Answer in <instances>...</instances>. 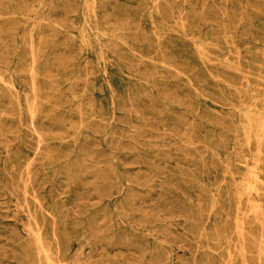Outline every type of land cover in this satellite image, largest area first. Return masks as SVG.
I'll use <instances>...</instances> for the list:
<instances>
[{
    "label": "rangeland",
    "instance_id": "374dc122",
    "mask_svg": "<svg viewBox=\"0 0 264 264\" xmlns=\"http://www.w3.org/2000/svg\"><path fill=\"white\" fill-rule=\"evenodd\" d=\"M262 88L264 0H0V264H264Z\"/></svg>",
    "mask_w": 264,
    "mask_h": 264
},
{
    "label": "bare ground",
    "instance_id": "6f19581e",
    "mask_svg": "<svg viewBox=\"0 0 264 264\" xmlns=\"http://www.w3.org/2000/svg\"><path fill=\"white\" fill-rule=\"evenodd\" d=\"M156 4H157V3H156ZM92 10H93V9H92ZM95 11H96V9H95ZM94 15H95V14H94ZM185 24H186V23H185ZM177 25H178V24H177ZM182 25H183V23H182ZM184 27H185V25H184ZM179 28H180V27H179ZM185 28H186V27H185ZM168 29H169V27H168ZM199 41H200V40H199ZM31 42H32V41H31ZM158 42H159V41H158ZM204 45H205V44H204ZM33 46H34V45H33ZM204 47H205V46H204ZM204 49H205V48H204ZM205 51H206V50H205ZM205 51H204V52H205ZM258 52H259V51H258ZM200 56H201V54H200ZM206 59H207V58H206ZM201 60H202V59H201ZM234 64H235V63H234ZM164 65H165V64H163V66H164ZM165 67H166V65H165ZM260 67H261V66H260ZM172 69H173V68H172ZM249 71H250V70H249ZM1 82H2V80H1ZM32 82H33V81H32ZM2 83H3V82H2ZM32 84H33V83H32ZM4 85H5V84H4ZM32 88H33V87H32ZM256 88H257V87H256ZM249 89H250V88H249ZM262 89H263V88H262ZM7 90H8V89H7ZM14 90H15V89H14ZM263 90H264V89H263ZM85 91H86V90H85ZM253 94H254V93H253ZM36 97H37V96H36ZM36 97H35V98H36ZM255 102H256V101H255ZM35 103H36V102H35ZM34 109H35V108L33 107V108H32V111H31L33 115H35V110H34ZM91 109H92V108H91ZM79 110H81V109H79ZM247 110H249V109L247 108ZM249 111H250V110H249ZM252 111H253V108H252ZM255 111H256V109H255ZM259 112H260V111H259ZM238 113H239V112H238ZM261 113H262V112H261ZM244 114H245V113H244ZM253 114H254V113H253ZM253 114H252V115H253ZM248 115H249V114H248ZM260 115H261V114H260ZM260 115H258V118H260V117H259ZM239 116H240V115H239ZM247 117H248V116H247ZM247 117H245V118H247ZM254 117H255L254 119H256L257 116H254ZM31 118H32V117H31ZM81 118H82V117H81ZM250 118H251V116H250ZM263 119H264V118H263ZM244 120H245V119H244ZM32 121H33V120H32ZM254 121H255V120H254ZM256 121H257V119H256ZM262 121H263V120H262ZM225 122H226V121H225ZM248 122H249V121H248ZM252 122H253V120H252ZM253 123H254V122H253ZM259 123H260V122H259ZM248 124H249V123H248ZM248 124H247V125H248ZM251 125H252V123H251ZM32 126H33V125H32ZM245 128H247V127H245ZM250 128H251V127H250ZM263 128H264V127H263ZM247 129H248V128H247ZM259 130H261V129H259ZM259 130H258V132H259ZM28 131H29V130H28ZM249 133H250V132H249ZM252 133H253V132H252ZM245 134H246V133H245ZM249 135H250V134H249ZM254 135H255V134H254ZM246 137H247V136H246ZM38 139H39V138H38ZM248 139H249V138H248ZM252 139H253V138H252ZM248 141H249V140H248ZM247 143H248V142H247ZM251 143H252V142H251ZM257 144H258V143H257ZM247 145H248V144H247ZM39 147H40V146H39ZM50 153H51V152H50ZM47 158H48V157H47ZM83 159H84V158H83ZM47 160H48V159H47ZM255 168H256V166H255ZM251 169H252V168H251ZM226 175H227V174H226ZM226 177H227V176H226ZM257 177H258V176H257ZM16 184H17V183H16ZM24 187H25V186H24ZM203 187H204V186H203ZM207 187H208V186H207ZM204 188H206V187H204ZM234 189H235V188H234ZM232 191H233V190H232ZM34 194H35V193H34ZM197 196H198V195H197ZM200 197H201V196H200ZM25 198H26V197H25ZM25 198H24V199H25ZM212 198H213V197H212ZM201 200H202V199H201ZM216 202H217V201H216ZM216 202H215V203H216ZM26 203H27V202H26ZM212 203H214V202H212ZM24 204H25V203H24ZM38 204H39V203H38ZM215 205H216V204H215ZM215 205L213 204V206H215ZM249 205H250V204H249ZM25 206H26V205H25ZM194 206H195V205H194ZM213 206H212V207H213ZM250 206H251V205H250ZM215 207H216V206H215ZM202 210H203V209H202ZM30 218H31V216H30ZM31 219L33 220V218H31ZM242 219H243V218H242ZM35 225H36V221H35ZM37 226H38V225H36V227H37ZM31 230H32V229H31ZM37 230H38V229H37ZM38 232H40V231H38ZM202 234H203V232H202ZM202 234H201V235H202ZM35 235H36V234H35ZM36 237H37V236H36ZM39 237H41V236H39ZM200 237H201V236H200ZM34 238H35V236H34ZM37 238H38V237H37ZM203 238H204V237H203ZM39 239H40V238H39ZM200 239H201V238H200ZM35 240H36V238H35ZM38 241H39V240H38ZM41 241H42V240H41ZM36 243H37V242H36ZM40 243H42V242H40ZM40 243H39V244H40ZM198 244H199V243H198ZM41 245H42V244H41ZM41 245H40V246H41ZM200 245H201V244H200ZM36 246H38V245H36ZM198 246H199V245H198ZM38 247H39V246H38ZM38 247H37V248H38ZM37 248H36V249H37ZM39 248H40V247H39ZM41 248H42V246H41ZM43 250H44V248H43ZM211 251H212V250H211ZM38 253H39V252H38ZM44 253H45V256H47V253H46V252H44ZM34 254H35V253H34ZM48 254H49V253H48ZM36 255H37V254H36ZM230 255H231V254H230ZM39 256H40V255H39ZM48 257H49V255H48ZM255 257H256V256H255ZM39 258H40V257H39ZM46 258H47V257H46ZM48 261H49V259H48ZM51 262H52V261H51ZM47 263H48V262H47ZM40 264H41V263H40ZM48 264H49V263H48ZM51 264H52V263H51ZM194 264H195V263H194Z\"/></svg>",
    "mask_w": 264,
    "mask_h": 264
}]
</instances>
